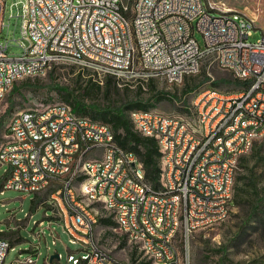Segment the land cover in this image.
<instances>
[{"label":"built area","instance_id":"2783aa9c","mask_svg":"<svg viewBox=\"0 0 264 264\" xmlns=\"http://www.w3.org/2000/svg\"><path fill=\"white\" fill-rule=\"evenodd\" d=\"M6 3L0 0V33ZM19 3L21 53H11L9 41L0 40V105L7 81L23 70L39 74L42 64L51 68L56 63L54 52H70L66 62L98 75L108 77L105 67L117 66V83L179 77L195 70L197 60L229 68L231 73L251 74V81H237L245 83L243 93L223 94L210 86L197 98L205 109L204 122H198L201 137L190 136L182 115L167 120L137 112L140 134L163 138V151H168L170 180L165 189L148 187L143 163L108 136V123L79 120L62 101L54 102V108L44 106L43 116H36V108L25 109L6 136L15 139V147L0 151V167H8L2 189L51 190L42 203L53 208L71 243L79 244V249L70 250L68 262L138 264L139 251H146L148 264H185L195 227L220 224V214L226 210L222 201L232 200L229 187L236 151L245 152L255 134H264V29L261 38L250 41L259 28L252 17L208 0H139L132 18L117 15L116 0L14 4ZM194 107L190 122H196ZM77 160L93 168V178L79 171ZM100 205L114 208V215L105 216H110L115 230L137 238L131 260L93 244V237L99 236L92 230V218L103 216L92 215L91 207ZM41 234L39 230L37 236ZM11 246L0 231V264H6ZM174 251L183 253L182 263H175ZM35 254L39 252L33 246L31 255L9 264H36Z\"/></svg>","mask_w":264,"mask_h":264},{"label":"rangeland","instance_id":"374dc122","mask_svg":"<svg viewBox=\"0 0 264 264\" xmlns=\"http://www.w3.org/2000/svg\"><path fill=\"white\" fill-rule=\"evenodd\" d=\"M15 1L7 0L5 25L0 33V40L9 41L10 52L19 54L21 53L19 41L22 35V20L17 14L21 3L15 5ZM123 1L128 3L132 0ZM208 1L220 8L240 11L255 18L259 28L254 30L250 41H256L262 37L264 0ZM11 14H13L12 17H10ZM197 35L201 40V35ZM192 75L194 76H191L193 78L189 81L183 79L181 83L176 84L163 78H154V88L148 84L151 80L143 84L139 79L117 83L116 78H113L114 83L107 87V76L98 75L77 63L57 62L40 74L20 78L5 95L0 105V147L9 140H6L9 123L16 114L29 108L41 109L54 102H66L63 96L67 93H72L73 99L79 100L89 108L108 106L115 108L136 101L148 103L154 111L178 117L182 115L183 119L194 125L195 122H190L189 115L192 114V107L195 106L201 92L210 89V86L231 91L242 85L237 82L233 72L210 65L205 60L200 71ZM139 85H142L141 89ZM191 87L194 89L187 91ZM196 115L195 106L194 120ZM256 140L255 147L245 154L248 162L238 171L244 183L247 182L248 175L253 174L258 189L254 193L249 191L244 194L241 203L233 204L226 220L196 231L193 237L194 264H262L264 262V224L262 222L264 136ZM7 168L6 165L0 167V188L6 177ZM245 188L249 189L247 185ZM50 193V189L41 193L23 192L14 188L0 190V231H4V236L12 243L6 264L17 257L25 258L31 255L33 246H36L39 252L38 255H34V258H38L36 264H72L67 259L69 252L79 249V244L71 243L69 234L54 218L53 208L42 203ZM99 212L106 218L102 208ZM41 220L43 224H36ZM39 230L42 231L41 237L37 236ZM52 230L56 234L53 235ZM96 231L101 245L112 250L118 258L131 260L132 252L135 253L137 244L131 242L125 233L115 230V224L98 221ZM55 253L60 254L61 258L50 261V257ZM139 253L138 257L142 256L140 251ZM81 254L76 252L75 256L80 257Z\"/></svg>","mask_w":264,"mask_h":264},{"label":"bare ground","instance_id":"6f19581e","mask_svg":"<svg viewBox=\"0 0 264 264\" xmlns=\"http://www.w3.org/2000/svg\"><path fill=\"white\" fill-rule=\"evenodd\" d=\"M138 5H139V0L129 1L128 3H125V7H124V1L123 0H116L117 15L125 16V18H132V16L136 15V10H138ZM253 19L256 22L255 18H253ZM54 61H56V63L57 62L70 61V52H54ZM202 63H203V60H197L195 70L190 71V72H183L181 74V76H179V77H173L171 75H163L160 77H152V79L163 78L170 83H175V84L181 83L186 76L199 72ZM48 68H50L49 64H42L41 65V71H39V74L46 71ZM222 69L229 71V68H222ZM232 72L235 75V77L242 82L251 81V74H246L244 71H232ZM105 74L109 75V76H113L116 78V75H118V67L117 66L105 67ZM33 75H37V74L31 73L30 70H23V73L14 76V80L7 81L6 84L4 85L3 91L1 92V102L16 80H18L22 77L33 76ZM136 79H139V78L127 79V81H133ZM206 91H210V89H207ZM243 92H245V83H242V85L235 90L223 91V94H238V93H243ZM203 93L201 92L199 97ZM64 104L69 106V109L71 110V113L74 114L75 118H77L79 120L86 121V122L102 123L100 121L93 120V119H91L87 116H84L82 114L80 115V114L76 113L75 110H73L69 104H67V103H64ZM195 106H196L197 115H196V122L194 123V125L190 124L187 120H185L183 118H182V123H187V130H190V136L191 137H201V136H203V129H201V127L198 125V122H204L205 109H203L202 106H198V99L195 103ZM45 108H54V103L45 106ZM23 112H24V110L21 111L20 113L16 114L11 119V121L9 123V131L15 129L17 119L19 118L20 115H23ZM137 112H141L143 114L157 115L158 117L166 118L167 120H175L176 118H179L178 116L164 114V113H161L158 111H154L152 109L132 110L130 113L131 122L133 124L134 129L140 133H141V124L138 123V121H137ZM43 113H44V108L36 109V116H43ZM106 132H108V136L115 137L113 129L108 124H106ZM261 136H264V134H255L253 139L248 143V145H246L245 152L236 151V154L233 157V165L231 166V179H230V187H229V197L230 198L233 197V193H234L233 192L234 180L236 177V171H237V166L239 164L238 163L239 159L242 155L246 154L252 148L256 139L261 137ZM156 139L158 140L159 147H160L161 151L163 152V156H162V181H161V185L159 188H156V187L154 188L148 180H147V183H148V187H150L151 189H165L166 183H169V180H170V163H168V151H163L164 150L163 138H156ZM14 147H15V139H9L7 142L2 144V146L0 147V151H6V148H14ZM124 152H132V151L124 148ZM132 155L137 156L134 152H132ZM77 167H78L79 171H85V177L86 178H93V168H86V161L85 160H77ZM231 201L230 200H223L222 201V208H226V210H224V212L220 214V222H222L228 218L229 213H230ZM101 208L105 211V213H106V214L104 213L105 215H114V208H112L108 205H100V206H96V207H91V214L96 215V216H102V214H100V212H99V209H101ZM99 218L100 217L92 218V230H94L95 235H97L96 224L98 223ZM106 218L110 219V216H106ZM213 225H216V224L198 225L195 227V233L199 229L208 228V227H211ZM128 239L131 242H134L137 244V238H129L128 237ZM93 244L101 245L98 241V237H93ZM190 245L192 246V251H185V264H194L193 263V237L190 238ZM140 252L142 253V256L138 257L139 263L140 262H145V263L148 262V256L146 254V251H140ZM174 260H175V263H182L183 253L181 251H174Z\"/></svg>","mask_w":264,"mask_h":264},{"label":"trees","instance_id":"16d2710c","mask_svg":"<svg viewBox=\"0 0 264 264\" xmlns=\"http://www.w3.org/2000/svg\"><path fill=\"white\" fill-rule=\"evenodd\" d=\"M191 76H194V75L186 76L184 78V81H189V79L193 78ZM113 78L115 79V77L113 76L107 77L106 79L107 87H110L114 83ZM206 78L208 80L207 76ZM237 81H240V80L237 79ZM15 82L13 83V85L15 84ZM148 84L151 85V88H154L155 86L153 79H151V81ZM141 86L142 85H139L140 89L142 88ZM193 89L194 88L191 87V88H188L187 91H190ZM63 99L66 101L64 103L69 104L72 107V109L75 110L76 113L80 115L82 114L84 116H87L96 121H100L102 123H108V125H110L114 131L117 143L123 148L134 152L138 156L141 163H143L147 180L151 183V185L154 188L160 187L161 181H162L163 152L161 151L159 147L158 140L156 138L144 136L140 134V132L134 129L133 124L130 119V112L132 110L151 109L148 103H142L140 101H136V102L124 104V105H121L115 108H112L111 106L103 107V108H94V107L89 108L85 106L83 103H81L79 100L73 99L72 93H67L66 95L63 96ZM256 142L257 140L254 142L251 150L255 147ZM241 162L244 164H242ZM247 162H248V159L245 157V154L242 155L239 159V162H238L239 164L237 166L236 177L234 180L235 192H234V187H233L234 193H233L232 201L230 203V207L233 204L241 203L242 197L247 192L251 191L252 193H254L258 189L257 181L253 174L248 175L246 183L242 181L243 177L239 174L238 170H240L241 167L244 168L245 163ZM160 176H161V180H160ZM235 181H236V184H235ZM245 185H247L249 189L245 188ZM0 190H2V187L0 188ZM262 220L264 224V216ZM100 221L105 224H114L113 221L109 218L101 217ZM17 238L15 240H17ZM139 264H147V263L140 262ZM262 264H264V262Z\"/></svg>","mask_w":264,"mask_h":264},{"label":"water","instance_id":"95a60500","mask_svg":"<svg viewBox=\"0 0 264 264\" xmlns=\"http://www.w3.org/2000/svg\"><path fill=\"white\" fill-rule=\"evenodd\" d=\"M54 258H59V254L55 253L50 257V261H52Z\"/></svg>","mask_w":264,"mask_h":264},{"label":"crops","instance_id":"0c3cea01","mask_svg":"<svg viewBox=\"0 0 264 264\" xmlns=\"http://www.w3.org/2000/svg\"><path fill=\"white\" fill-rule=\"evenodd\" d=\"M101 218V217H100ZM100 218H99V220L98 221H100ZM96 228H97V224H96Z\"/></svg>","mask_w":264,"mask_h":264}]
</instances>
